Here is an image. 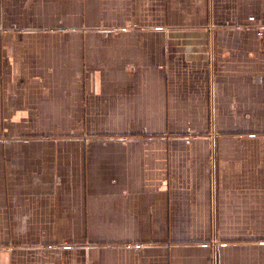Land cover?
Listing matches in <instances>:
<instances>
[{
	"label": "crops",
	"instance_id": "obj_1",
	"mask_svg": "<svg viewBox=\"0 0 264 264\" xmlns=\"http://www.w3.org/2000/svg\"><path fill=\"white\" fill-rule=\"evenodd\" d=\"M264 0H0V264H264Z\"/></svg>",
	"mask_w": 264,
	"mask_h": 264
},
{
	"label": "built area",
	"instance_id": "obj_2",
	"mask_svg": "<svg viewBox=\"0 0 264 264\" xmlns=\"http://www.w3.org/2000/svg\"><path fill=\"white\" fill-rule=\"evenodd\" d=\"M260 34H261V35H264V28H261V29H260Z\"/></svg>",
	"mask_w": 264,
	"mask_h": 264
}]
</instances>
